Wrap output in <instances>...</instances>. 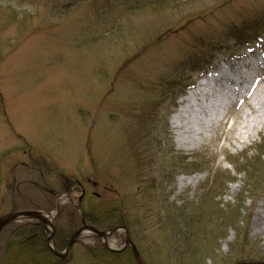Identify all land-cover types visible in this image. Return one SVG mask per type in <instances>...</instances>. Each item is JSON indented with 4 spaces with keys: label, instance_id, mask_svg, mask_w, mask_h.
I'll return each instance as SVG.
<instances>
[{
    "label": "rangeland",
    "instance_id": "rangeland-1",
    "mask_svg": "<svg viewBox=\"0 0 264 264\" xmlns=\"http://www.w3.org/2000/svg\"><path fill=\"white\" fill-rule=\"evenodd\" d=\"M165 1L174 4L0 0V216L32 156L81 181L86 198L102 195L87 208L104 200L128 210L125 227L143 264H239L249 251L264 262V235L253 226L264 197V81L216 138L184 130L189 140L179 148L171 124L172 96L204 73L187 64L195 41L253 21L264 0ZM232 48L214 65L234 64ZM253 50L264 53V35L242 52ZM245 126L262 131L242 145ZM180 177L195 180L181 186ZM105 237L116 250L126 239L123 229ZM104 242L85 232L61 264H132L127 248L109 255Z\"/></svg>",
    "mask_w": 264,
    "mask_h": 264
},
{
    "label": "trees",
    "instance_id": "trees-1",
    "mask_svg": "<svg viewBox=\"0 0 264 264\" xmlns=\"http://www.w3.org/2000/svg\"><path fill=\"white\" fill-rule=\"evenodd\" d=\"M170 4L174 3L159 0L158 3L152 2L145 7L154 9ZM261 34H264V14L254 16V20L250 22L247 20L230 24L226 34L220 37L221 39L208 36L196 40L195 46L198 51L197 54L190 55V64L195 70H201L211 64L218 53L230 46V40L234 42L232 55H235L240 47L247 45L249 40H254ZM25 169L31 173L25 179L22 188L14 190L11 199V211L40 210L49 213L54 210L52 220L55 232L52 237V245L56 251L63 250L71 235L83 224H89L98 230L106 231L118 226H125V222L128 221L129 211H125L127 209L125 208L126 214H123L122 210L117 208V206H123L118 203L111 205L103 200L101 203L99 202L100 205L97 204L99 206L86 207L89 199H95L98 196L100 199L101 194H94L88 198L83 195L78 203V197L76 198L74 194L75 192L81 193L82 182L74 180L73 177L66 176L62 172L58 173L45 159H36L31 156ZM64 194L68 197L66 202H59L55 207L57 199ZM77 205L80 206V210H78ZM228 219L232 220V217L230 216ZM228 225L230 223H227ZM46 238V228L38 220L10 221L0 232V264L62 263L48 249ZM102 250L105 249L102 248ZM106 252L109 255L117 256L115 253L111 254L110 251ZM127 252L132 264H136L129 248H127ZM123 254L125 253L118 255ZM246 254L242 260L253 261L250 251Z\"/></svg>",
    "mask_w": 264,
    "mask_h": 264
},
{
    "label": "bare ground",
    "instance_id": "bare-ground-1",
    "mask_svg": "<svg viewBox=\"0 0 264 264\" xmlns=\"http://www.w3.org/2000/svg\"><path fill=\"white\" fill-rule=\"evenodd\" d=\"M241 76L246 75L242 74ZM227 84L233 85L234 90L230 91V89L226 87ZM243 84H249V86L245 88L246 90L244 93V96L247 99L248 96L252 94L253 91H255V83L251 78H241L239 82L234 83L232 80H228L226 77H219L217 80L211 83V86L207 87L206 92L202 93V99L200 100H205L207 95L210 94V90L213 91V86H217L220 87V90L216 97H219V101L223 103L228 102L232 96L241 93L238 88ZM259 92V89H257L254 94L258 95ZM263 92L264 91L261 90V95ZM197 95L198 93L194 94V96ZM194 96L183 98L181 103H183L184 106L177 111L171 120L172 127L175 129L176 141L179 148H186V144L189 140L183 135L182 131L184 130L192 131L193 136L197 135V137L201 136L209 139L211 130L215 125H221L225 123L229 124L227 117L230 113H232V110L228 112L223 110L222 112L216 113L214 103H211L208 106L203 105V103L200 102L196 105H193L192 101L194 100ZM216 97L213 98V101L217 99ZM196 100L199 101V97ZM247 105L254 109V106L250 101ZM260 108L263 110V116L261 117L264 119V96L261 98ZM231 127L232 125L229 126L228 131H230ZM261 131L262 128L254 127L253 129H250L249 127L245 126L243 131L244 133L241 132L237 139L239 143L243 145L247 140L251 139L254 133H260ZM193 180H195L193 177L190 179L180 177L179 184L182 186L185 182H191ZM253 226L255 234L264 235V197L261 199L259 210L254 216Z\"/></svg>",
    "mask_w": 264,
    "mask_h": 264
},
{
    "label": "water",
    "instance_id": "water-1",
    "mask_svg": "<svg viewBox=\"0 0 264 264\" xmlns=\"http://www.w3.org/2000/svg\"><path fill=\"white\" fill-rule=\"evenodd\" d=\"M21 217H30V218H36L38 220H40V222L45 225L48 226L50 228H48V237H47V244L49 246V248L52 250L53 254H55L57 257L59 258H63L65 257L70 249V246L72 245L73 241L76 239L77 236H79L81 233L89 231V232H93L95 234H97L99 237H105L107 235L108 232L105 231H99L97 229H95L94 227L90 226V225H83L81 226L79 229H77L71 236V238L69 239V241L67 242V245L65 247V250L63 252H57L55 251L52 246H51V238L54 232V226L53 224L47 220V218L44 216L43 212L40 211H20V212H12V213H8L6 215H4L3 217L0 218V231L2 230V228L11 220L14 219H18ZM111 232V231H110ZM127 245H129L131 247L133 256L136 260L137 264H142L139 252L134 244V242L130 239L128 232H126V240L124 242L123 247H126ZM104 246L106 248H109L110 250L115 251V249H112L108 246V243L105 241ZM239 264H264V262L262 261H257V262H241Z\"/></svg>",
    "mask_w": 264,
    "mask_h": 264
}]
</instances>
